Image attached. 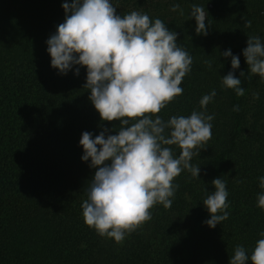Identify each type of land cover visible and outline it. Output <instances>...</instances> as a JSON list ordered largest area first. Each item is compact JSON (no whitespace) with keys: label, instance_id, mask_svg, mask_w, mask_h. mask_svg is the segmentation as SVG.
<instances>
[{"label":"trees","instance_id":"16d2710c","mask_svg":"<svg viewBox=\"0 0 264 264\" xmlns=\"http://www.w3.org/2000/svg\"><path fill=\"white\" fill-rule=\"evenodd\" d=\"M64 2L71 0H0V264H229L237 245L250 256L264 231L257 207L264 192V82L248 70L243 50L250 35L264 43V0H110L118 15L135 10L161 19L193 58L183 94L158 113L163 120L200 111V99L216 92L206 108L214 115L212 137L191 161L200 166L199 179L182 171L171 208L155 205L152 219L120 244L82 217L96 169L81 159V135L95 138L103 128L115 135L120 122L101 121L84 88L85 67L61 74L51 66L46 41L65 20ZM173 4L184 15L172 12ZM193 4L208 13L207 35L196 34ZM229 49L238 69L222 55ZM229 72L240 78L244 96L222 85ZM170 147L178 157L180 149ZM220 177L229 217L211 228L203 199Z\"/></svg>","mask_w":264,"mask_h":264},{"label":"clouds","instance_id":"9594fccd","mask_svg":"<svg viewBox=\"0 0 264 264\" xmlns=\"http://www.w3.org/2000/svg\"><path fill=\"white\" fill-rule=\"evenodd\" d=\"M62 7L65 20L46 41L51 66L61 74L75 65L85 67L84 88L90 91L89 100L101 121L120 122L118 134L106 136L109 129L103 128L95 138L88 131L81 135V159L90 160L89 167L96 169L81 204L82 217L99 236L120 244L152 219L150 210L155 205L171 208L179 188L173 181L182 171L199 179L200 166L191 161L212 137L214 115L207 114L206 108L216 92L200 99V111L163 120L158 113L183 94L180 85L193 63L177 44L178 34L141 11L118 15L110 0H71ZM171 11L184 15L179 4H173ZM207 16L204 6L192 5L190 18H195L197 35H207ZM244 26L250 28L251 21ZM222 55L231 57L233 70L240 67L239 57L230 49ZM243 56L250 73L264 82V43L259 36H248ZM205 63L211 68V61ZM79 70L75 69L76 75ZM222 85L237 96L245 94L233 72L222 77ZM253 99H259L258 92ZM233 111L239 112V105ZM170 146L180 149L178 157ZM211 183L215 191L207 194L203 204L211 217L205 223L215 228L229 217V193L221 177ZM259 186L264 189V177L259 178ZM257 207L264 210V192L257 195ZM259 235L262 238L250 256L237 245L229 264H264V231Z\"/></svg>","mask_w":264,"mask_h":264}]
</instances>
